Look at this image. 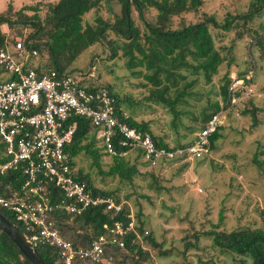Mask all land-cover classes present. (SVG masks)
I'll list each match as a JSON object with an SVG mask.
<instances>
[{
	"label": "rangeland",
	"instance_id": "obj_1",
	"mask_svg": "<svg viewBox=\"0 0 264 264\" xmlns=\"http://www.w3.org/2000/svg\"><path fill=\"white\" fill-rule=\"evenodd\" d=\"M58 1L19 0L15 4L9 0L6 7L11 5L12 11L31 7L44 18L48 5ZM254 1L203 0L196 13L174 18L173 23L177 25L182 17L186 23H193L204 14L222 22L227 14L245 13ZM3 10L4 6L0 4V13ZM118 12L119 4L114 0L110 5L102 3L99 13H90L85 20L94 24L98 15L113 21ZM25 13L33 15V11ZM155 18L153 9L144 12L146 23L153 25ZM132 19L144 31V22L135 11ZM259 26L264 27V10L246 28L240 26L231 32L210 28L215 47L226 60L210 83L202 76L182 72V83L194 81L190 89L193 95L186 96L185 103L178 106L185 113L175 123H172L173 115L169 109L151 100L152 84L142 75L131 73H145V70L135 68L130 71L121 50L111 59L107 46L95 45L82 53L71 68L74 76L85 74L96 85L110 86L120 98L128 100L131 107L127 103L123 105L128 114L138 123H148L154 135L164 138L171 146L193 142L202 127V110L209 112L210 103L221 101L219 90L226 75L231 80L245 79L241 93L233 102L234 107L223 112L219 138L201 159L148 167L140 164L142 160H136L137 154L131 153L127 162L136 165L138 170L131 181L101 175L91 167L90 159L84 154L75 159L77 169L90 175L94 187L111 192L127 207L137 233L150 236L151 244L142 237L137 240L149 253L146 264H238L240 257L220 252L203 233L218 224L220 214L219 230L225 232L247 227L254 229L261 224V212L264 211V56L253 40L254 31L263 35L264 30H259ZM0 30L8 42L23 39L22 34L28 33L20 26L8 29L3 25ZM237 33H242V37L239 38ZM108 37L116 45L122 44V40L111 32ZM231 55L233 61H230ZM32 60L37 65L45 62L44 57ZM170 95L173 96L172 92ZM253 107L257 109L254 116L243 114L245 109L252 111ZM255 155L260 165L254 162ZM111 163L112 159L102 154V171H108ZM188 244L192 248L186 249ZM121 252L125 253L116 255L111 264H133L132 255ZM102 264L110 263L104 260Z\"/></svg>",
	"mask_w": 264,
	"mask_h": 264
},
{
	"label": "trees",
	"instance_id": "obj_2",
	"mask_svg": "<svg viewBox=\"0 0 264 264\" xmlns=\"http://www.w3.org/2000/svg\"><path fill=\"white\" fill-rule=\"evenodd\" d=\"M112 1L114 0H59L55 4L48 5L44 18H41L38 11L31 9V7L12 11L11 5H8L6 7L8 9H4L0 13V27L5 25L8 29H12L20 26L22 29L28 30V33L22 34L23 39L16 38L8 42L0 30V50L9 46L14 51L13 42L20 40L26 52L36 51L38 58L44 57L45 62L37 65L36 71L38 73L55 70L58 73L73 75L74 71L71 70L73 64L89 48L95 45L107 46L111 51L109 55L111 59L117 57L118 51L121 50L127 59V68L130 71L135 68L145 70V73L142 71H131V73L132 75H142L145 80L152 84L151 100L161 105L162 108L169 109L173 115L172 123H175L185 113L178 106L185 103L184 98L186 96L193 95L190 89L194 81L182 83L184 81L182 72L190 73L193 76H202L206 83H210L212 78L217 75L219 67L226 60L215 47L210 28L221 32H231L240 26L246 28V25L264 10V0H255L245 13L227 14L222 22H218L214 16L204 14L200 20L193 23H186L182 17L179 23L174 26V18L196 13L202 7L203 0H116L119 4V12L114 14L113 21L103 19L98 15L95 17L94 24L85 20L86 16L92 12L98 14L102 3L110 5ZM148 9L156 11L153 25L143 21L144 12ZM27 10L33 11V15H27L25 13ZM133 11L144 22V31H141L134 23ZM259 30H264V27L259 26ZM108 32L120 38L122 44L116 45L111 41ZM237 35L239 38L242 37V33H237ZM253 40L255 46L264 56V32L261 35L258 31H254ZM14 55L18 56V53L16 52ZM232 59L231 55L230 61H233ZM33 62L32 59L29 60L31 66H35ZM79 74L87 77L85 74ZM6 78L4 68L0 66V83ZM231 81L229 75H226L219 90L221 101L210 103L209 112L205 109L202 110L200 114L202 127L199 130L217 112L221 110L224 112L226 108L234 107L231 104L229 89ZM87 82L90 84V88L105 89L114 99L116 106L127 113L128 119L124 121L128 126L140 133L149 134L158 147L172 150L179 147L185 148L192 144V142L177 143L171 146L164 141V138L154 135L148 123L136 122L123 108L126 103L129 107L132 104H129L128 100L120 98L110 86L96 85L89 79ZM256 111L257 109L253 107L252 111L245 109L243 114L251 113L254 116ZM72 121L76 122L77 127L72 142L65 148L71 164L76 165L75 159L84 154L90 159L91 167L96 168L101 175L118 176L121 179L131 181L133 176L138 173L136 165H129L127 158L114 157L108 171H102L101 158L102 154H105L98 145L90 121L82 117H75L69 120L67 125ZM220 128L209 137V150L214 147V142L219 138L218 131ZM89 136H91L90 140ZM8 160L0 140V165ZM136 160L139 162L142 160L140 153L137 154ZM177 162L181 163L183 160L179 159ZM254 162L258 163L256 155ZM140 164L148 166L143 161ZM76 179L83 182L93 195L113 197L111 192L94 187L90 175L84 174L82 170L78 169ZM1 181L3 185L11 184V188L16 190L24 182V178L18 170L9 171ZM113 199L116 203H121L119 199L114 197ZM123 208V212L116 216L104 212L101 208H89L75 217L61 214L56 216V227L60 235L71 242L74 249L87 248L99 236L108 232L113 221L120 220L125 223L129 221L127 218L129 211L124 205ZM0 213L15 225L23 235L27 236L24 227L15 221L10 212L0 209ZM221 222L222 214H220L218 224L214 225L212 230L203 233L204 236L211 238L214 248L219 249L222 253L240 257L238 264H264V211L261 212V224L254 229L247 227L225 232L219 230ZM104 226H107L108 229H105ZM139 233L140 235H138L142 239L148 240L151 244L150 236L146 237L143 235L144 232ZM188 246L190 245L188 244L186 249L192 248V246ZM35 249L47 264H55L58 257L56 250L47 246H37ZM121 251H126L132 255L133 264H146L150 258L149 253L143 249L142 245L137 242L135 235L131 233L125 239L123 250L114 247L106 248L103 261L107 260L111 264L116 255L125 253ZM0 264H31L1 231ZM98 264H102V262Z\"/></svg>",
	"mask_w": 264,
	"mask_h": 264
},
{
	"label": "built area",
	"instance_id": "obj_3",
	"mask_svg": "<svg viewBox=\"0 0 264 264\" xmlns=\"http://www.w3.org/2000/svg\"><path fill=\"white\" fill-rule=\"evenodd\" d=\"M0 50V66L6 80L0 83V140L8 161L0 165V209L10 212L21 224L25 238L35 248L51 247L57 252L55 264H98L105 249L125 248V239L135 230L132 216L127 223L115 220L108 232L87 248L74 249L60 235L56 216H79L89 208H101L113 216L123 212V204L111 197L93 195L76 179L78 169L71 164L65 148L72 142L82 117L90 121L103 153L109 158L141 155L149 167L182 159L198 160L209 152V137L222 126L223 111L214 114L198 131L188 147H158L147 133H140L124 121L128 115L119 109L105 89L90 88L88 78L55 70L38 73L29 64L36 51L26 52L20 40ZM18 53L15 56L14 53ZM247 78V77H246ZM249 80V79H248ZM245 79L231 81V103L241 93ZM121 114V115H120ZM19 171L24 182L19 189L3 185L9 171ZM135 240V239H134ZM133 240V241H134Z\"/></svg>",
	"mask_w": 264,
	"mask_h": 264
},
{
	"label": "water",
	"instance_id": "obj_4",
	"mask_svg": "<svg viewBox=\"0 0 264 264\" xmlns=\"http://www.w3.org/2000/svg\"><path fill=\"white\" fill-rule=\"evenodd\" d=\"M0 231L4 233L18 251L31 263V264H47L40 256L38 251L29 243L22 232L0 213Z\"/></svg>",
	"mask_w": 264,
	"mask_h": 264
},
{
	"label": "crops",
	"instance_id": "obj_5",
	"mask_svg": "<svg viewBox=\"0 0 264 264\" xmlns=\"http://www.w3.org/2000/svg\"><path fill=\"white\" fill-rule=\"evenodd\" d=\"M13 1L16 4L19 0H13ZM8 2L9 0H0V4L4 6V9L6 8Z\"/></svg>",
	"mask_w": 264,
	"mask_h": 264
}]
</instances>
